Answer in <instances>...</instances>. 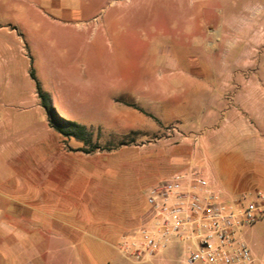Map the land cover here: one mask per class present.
Here are the masks:
<instances>
[{
    "label": "rangeland",
    "instance_id": "1",
    "mask_svg": "<svg viewBox=\"0 0 264 264\" xmlns=\"http://www.w3.org/2000/svg\"><path fill=\"white\" fill-rule=\"evenodd\" d=\"M0 28L15 30L29 57L0 59V264H188L187 241L138 262L118 247L124 237L95 236L96 222L145 212L137 232L149 186L190 168L221 184L243 166L227 148L247 133L264 139V0H0ZM28 68L62 117L92 126L88 149L117 147L87 155L90 198L101 202L90 223L36 206L67 192L53 187L56 131L29 97ZM152 125L158 132L132 131ZM66 225L85 235L66 238ZM237 236L264 260V216Z\"/></svg>",
    "mask_w": 264,
    "mask_h": 264
},
{
    "label": "built area",
    "instance_id": "2",
    "mask_svg": "<svg viewBox=\"0 0 264 264\" xmlns=\"http://www.w3.org/2000/svg\"><path fill=\"white\" fill-rule=\"evenodd\" d=\"M146 199L148 221L119 243L134 260L144 262L173 241H187L188 264H261L237 230L264 216L263 190L229 203L212 187L209 176L193 169L158 182Z\"/></svg>",
    "mask_w": 264,
    "mask_h": 264
},
{
    "label": "crops",
    "instance_id": "3",
    "mask_svg": "<svg viewBox=\"0 0 264 264\" xmlns=\"http://www.w3.org/2000/svg\"><path fill=\"white\" fill-rule=\"evenodd\" d=\"M83 23L84 22L81 20L78 21V24L80 25H82ZM4 29L5 28H0V59L1 60L5 59L4 57L5 53L7 54L10 53L13 60L18 61L20 56L22 57L23 60H29V57L27 56V53L25 51V47L22 42L23 39L21 38V36L17 34L15 30L13 29L8 30V33H5ZM9 33L12 34L13 36L6 35ZM30 72L31 71L28 68L26 73L29 76H31ZM35 92L37 95L36 83H35V86H31L29 88V97L31 96V93L35 94ZM52 99L54 103L55 99L53 96H52ZM32 103L34 104V106H37L38 109H40V111L44 112L49 130L56 131V134H55L56 136L55 135L54 136L57 141V145L53 153L55 163L52 166V171L55 172L57 177L55 181H53L52 183H53V187L57 188L58 191L60 190L62 192V190H64L65 192H67L66 196L61 195V193L59 192L54 196L53 195H51L50 197L43 196L38 200L40 202H38L36 206L41 205L45 208H49L50 210H53V211L59 210L65 213L75 212L76 214L73 215V217L76 218L77 222L81 221L84 224L90 223L92 217L90 216L89 211L95 212L97 207L101 206V202L99 203L94 202L95 200L90 198L91 192L88 190V187H87V184L89 182V174L91 171L90 166L88 164L87 155L90 152H87L86 154L85 151L78 150L79 148L83 147V144L75 148L76 151H73L72 148L69 149L66 146L67 144L70 145L71 141H74V140L77 142L79 141L75 139L74 137H72L66 142V144L62 143L61 142L62 133H60L59 131H57L55 128H53L50 125L45 109L41 105V101L39 100V98H34ZM139 110L142 111L141 119H144V117L146 116V114L148 115V113L145 112L143 109L139 108ZM258 123L261 124V122H258ZM87 127H92V126H87ZM158 128L159 127H155L152 125L150 128L134 129L132 131H135V132L137 131L141 135L145 133L147 134L150 131L152 132V134H154L156 131L158 132L157 130ZM58 132L60 133V135H57ZM238 137L239 135L237 136V138ZM242 138L245 140H248V142L245 144L236 143L234 144V147L232 149L227 148L228 149L227 155L231 156L232 160L241 159L243 161L242 168L238 170V172L236 171L230 177L228 181H224L221 184H217L210 177L212 187L214 189L219 190L222 198L230 197L233 200H236L243 193L252 192L257 189H261L264 191V139L262 138L260 134H255V133L243 134ZM124 145H128V144H124ZM110 148L111 149L109 150H113V149H116L117 147L113 146ZM147 152H149L148 154L149 156L148 155L147 156L150 158V160L147 162L149 163L150 167L153 168L154 148H151ZM210 152L211 150L208 151V155ZM84 154H86V157H87L85 158L87 161L86 163L82 161V158L80 156ZM160 154L162 158L166 156L167 160L165 163L166 164L169 163L168 162V158H169L168 152L166 151L165 153L164 150H160ZM208 155L206 156V158L208 157ZM74 158H79V160L81 159L80 160L81 162L75 164ZM162 165H163V162H162ZM189 170H193V168L188 169V171ZM58 174L61 176H58ZM64 175L66 176L65 178L62 177ZM168 177L170 176H167L166 178L162 180H165ZM60 178L62 179L60 180ZM154 185L155 184L147 188L146 196H147V192L149 191V189ZM86 191H87L88 197H85L86 198L85 200V198L83 199V194L86 193ZM149 211H148V215H149ZM146 215L147 214L145 212H139L118 224H112V225L105 224V223L102 224V223L95 221L97 224V227L100 230V232L95 233V236H98V237L100 236L101 237H126L129 235L135 234L139 223H142L144 221V218ZM6 231H11V230H6ZM17 231H19V234L22 233V230L20 229ZM61 235L65 236L66 238H78L81 235H85V234H83V231H81V229L79 228L66 225ZM4 237H7V236L4 235L0 237L1 238L0 240L2 243H6V240ZM27 237H31V236L29 234H25L23 238H27ZM19 238H22V237H19ZM182 242L183 241H173L171 244L172 246L175 247L176 245H179ZM259 263L264 264V260H261Z\"/></svg>",
    "mask_w": 264,
    "mask_h": 264
},
{
    "label": "trees",
    "instance_id": "4",
    "mask_svg": "<svg viewBox=\"0 0 264 264\" xmlns=\"http://www.w3.org/2000/svg\"><path fill=\"white\" fill-rule=\"evenodd\" d=\"M30 75L35 80L37 94L41 100V105L45 109L50 125L62 133L66 137V141L74 137L79 142L83 143V147L78 150L86 152L95 151L97 149H111L110 147H102L97 143H94L93 148L88 149L87 145L92 143V135L89 133V127L62 117L53 103L52 95L41 85L34 68L31 69ZM120 144H129V142L122 141Z\"/></svg>",
    "mask_w": 264,
    "mask_h": 264
}]
</instances>
